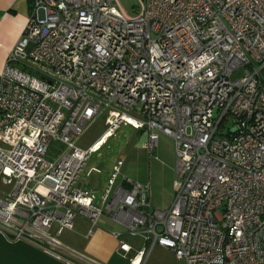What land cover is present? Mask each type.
I'll use <instances>...</instances> for the list:
<instances>
[{
	"label": "built area",
	"instance_id": "built-area-1",
	"mask_svg": "<svg viewBox=\"0 0 264 264\" xmlns=\"http://www.w3.org/2000/svg\"><path fill=\"white\" fill-rule=\"evenodd\" d=\"M102 116L103 133L78 147L73 137ZM126 123L149 153L160 135L173 141L166 210L121 176L122 160L99 205L78 183ZM56 142L65 151L50 163ZM0 185L9 241L51 243L77 218L88 238L107 215L142 241L129 256L112 233L128 264L155 246L182 264H264V0H139L133 16L117 0H33L0 73Z\"/></svg>",
	"mask_w": 264,
	"mask_h": 264
},
{
	"label": "crops",
	"instance_id": "crops-1",
	"mask_svg": "<svg viewBox=\"0 0 264 264\" xmlns=\"http://www.w3.org/2000/svg\"><path fill=\"white\" fill-rule=\"evenodd\" d=\"M32 2L33 0H0V73L11 48L22 35L31 13ZM144 134L145 138L138 149L143 163L148 161V169L137 180H131L148 184V201L151 207L166 210L174 197V144L170 138L160 135L157 146L149 153L142 148L147 141V134ZM79 184L87 189L86 185ZM94 204L99 205L100 199L94 198ZM89 228L87 221L77 218L73 230L65 229L59 236H55L53 230L51 235L54 240L51 243L9 241L0 233V264H69L66 260L75 264H128L117 252L118 243L112 236L113 232L122 233V240L132 247L129 256L134 255L141 247V239L127 236L125 228L107 215L99 219L93 234L86 238ZM56 254L66 260L58 258ZM146 264L182 263L175 259L170 250L155 246Z\"/></svg>",
	"mask_w": 264,
	"mask_h": 264
},
{
	"label": "rangeland",
	"instance_id": "rangeland-1",
	"mask_svg": "<svg viewBox=\"0 0 264 264\" xmlns=\"http://www.w3.org/2000/svg\"><path fill=\"white\" fill-rule=\"evenodd\" d=\"M119 8L129 16L139 12V0H117ZM241 73H236L233 79H238ZM103 116L90 124L79 137H73L74 143L83 149L89 147L104 131ZM137 132L130 124L126 123L103 144H98L91 154L79 176L78 183L87 186L99 200L108 184L110 175L117 161L124 162L121 176L137 180L139 175L147 172L146 160L142 161L138 146L145 138L144 132ZM143 135V136H142ZM65 151V146L59 142L54 143L46 157L50 163L55 162ZM155 155L156 152H154ZM7 191L6 187L0 185V191ZM1 197V195H0Z\"/></svg>",
	"mask_w": 264,
	"mask_h": 264
},
{
	"label": "water",
	"instance_id": "water-1",
	"mask_svg": "<svg viewBox=\"0 0 264 264\" xmlns=\"http://www.w3.org/2000/svg\"><path fill=\"white\" fill-rule=\"evenodd\" d=\"M234 131H235V129H232V130H231V132H234Z\"/></svg>",
	"mask_w": 264,
	"mask_h": 264
}]
</instances>
